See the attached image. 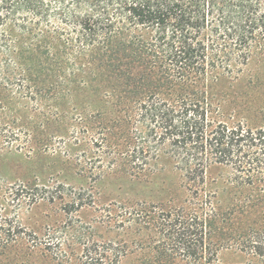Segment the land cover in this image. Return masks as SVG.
Instances as JSON below:
<instances>
[{
	"label": "trees",
	"instance_id": "1",
	"mask_svg": "<svg viewBox=\"0 0 264 264\" xmlns=\"http://www.w3.org/2000/svg\"><path fill=\"white\" fill-rule=\"evenodd\" d=\"M259 58L264 0H0V152L72 164L75 210L177 177L182 199L110 194L80 264H264Z\"/></svg>",
	"mask_w": 264,
	"mask_h": 264
},
{
	"label": "rangeland",
	"instance_id": "2",
	"mask_svg": "<svg viewBox=\"0 0 264 264\" xmlns=\"http://www.w3.org/2000/svg\"><path fill=\"white\" fill-rule=\"evenodd\" d=\"M250 67L258 77L254 95L262 101L264 58L254 59ZM63 161L49 154L37 157L21 151L0 152V264H80L84 241L114 237V232L100 216L104 203L112 198L110 194L142 195L152 201L172 195L178 199L185 197L177 177L166 171L146 184H130L124 178L113 181L114 184L105 181L99 187L100 198L96 205L75 210L67 203L78 193V186L86 184L88 187L90 183L89 179L75 174L77 171L72 164ZM60 183L63 187L56 189ZM52 195L55 198L51 199ZM4 239H12L14 243L4 244ZM42 239H59L62 245H54L53 254L49 255L34 243ZM62 247L70 257L67 262H60L62 257L57 254ZM223 260L233 262L236 259L225 254Z\"/></svg>",
	"mask_w": 264,
	"mask_h": 264
}]
</instances>
